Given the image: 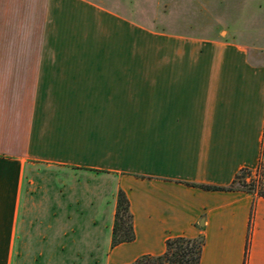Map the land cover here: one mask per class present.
<instances>
[{
	"label": "crops",
	"instance_id": "obj_1",
	"mask_svg": "<svg viewBox=\"0 0 264 264\" xmlns=\"http://www.w3.org/2000/svg\"><path fill=\"white\" fill-rule=\"evenodd\" d=\"M33 4L36 48L0 50V264H130L200 235L199 264H264V199L193 187L264 165V62L250 41L222 17L225 38L136 28L127 64V22L81 0ZM63 7L96 9L93 38L119 43L120 64L56 48ZM119 191L135 239L112 248Z\"/></svg>",
	"mask_w": 264,
	"mask_h": 264
},
{
	"label": "rangeland",
	"instance_id": "obj_2",
	"mask_svg": "<svg viewBox=\"0 0 264 264\" xmlns=\"http://www.w3.org/2000/svg\"><path fill=\"white\" fill-rule=\"evenodd\" d=\"M35 0H0V50L23 49L25 46L34 45V34L29 33L31 22H34L32 14ZM92 7L100 8L118 17L128 24L127 40L122 46L127 50V64H137L134 55L136 42L142 44L140 32L162 34L164 36H201L214 34L218 38H225L231 34L230 27H217L215 21L217 17H222L224 21L233 29L234 37L238 42L246 43L250 41L258 62H264V0H81ZM62 7V6H61ZM59 13L57 22L59 29L56 35L59 36V44L56 48L71 46L74 52L87 56L88 51L112 55L111 64H120L119 52L111 53L114 46L112 42L94 40L92 29L99 13L96 9L89 8L86 11H76L74 14L70 9H65ZM90 21V22H89ZM246 24H251L245 27ZM112 26L109 36L118 34ZM249 28L246 32L244 29ZM243 32V33H242ZM67 34V40L60 44L63 34ZM88 34L89 40L82 41L81 35ZM32 37V38H31ZM75 37V38H74ZM147 37V38H146ZM111 38V37H110ZM25 39V40H24ZM31 40V42H30ZM81 40V42H79ZM144 45L151 44L152 38L144 36ZM67 43V45H66ZM113 43H115L113 41ZM113 46V48L111 47ZM27 46V48H29ZM127 46V47H126ZM151 46V45H150ZM79 49V50H77ZM112 50V51H111ZM134 57V56H133ZM252 57V56H251ZM85 58V57H84ZM88 59V58H87ZM134 59V60H132ZM252 59V58H251ZM125 61V59H124Z\"/></svg>",
	"mask_w": 264,
	"mask_h": 264
},
{
	"label": "trees",
	"instance_id": "obj_3",
	"mask_svg": "<svg viewBox=\"0 0 264 264\" xmlns=\"http://www.w3.org/2000/svg\"><path fill=\"white\" fill-rule=\"evenodd\" d=\"M207 192L227 191L242 192L264 199V165L259 164L256 170L241 169L234 176L228 187L193 185ZM135 239L132 228V216L126 195L119 191L116 197L114 221L111 234V247L131 243ZM204 238L195 239L177 237L165 242V250L159 256H141L130 264H199Z\"/></svg>",
	"mask_w": 264,
	"mask_h": 264
}]
</instances>
